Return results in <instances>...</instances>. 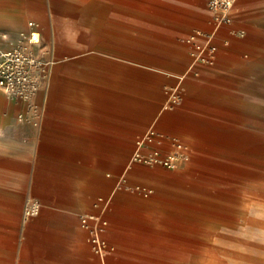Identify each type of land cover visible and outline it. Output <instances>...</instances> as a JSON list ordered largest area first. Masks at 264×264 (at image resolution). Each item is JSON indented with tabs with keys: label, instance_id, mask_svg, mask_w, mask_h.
Wrapping results in <instances>:
<instances>
[{
	"label": "rangeland",
	"instance_id": "374dc122",
	"mask_svg": "<svg viewBox=\"0 0 264 264\" xmlns=\"http://www.w3.org/2000/svg\"><path fill=\"white\" fill-rule=\"evenodd\" d=\"M196 1L0 0V19L21 27L0 28L1 36L40 23L38 51L51 61L49 97L67 84L101 99L105 83L111 104L122 98L128 116L123 155L107 164L79 157L88 194L77 219L44 214L32 198L0 219L10 233L0 236L8 249L0 264H97L79 217L101 210L111 264H264V0H237L235 24L246 34L220 46L210 66H192L190 48L179 41L208 27L205 0L200 13ZM175 87L179 102L163 109ZM39 97L25 105L29 115L15 113L19 125L39 127ZM135 115L148 122L135 123ZM149 129L161 142L144 150L171 154L178 141L191 163H132ZM30 201L39 209L28 216Z\"/></svg>",
	"mask_w": 264,
	"mask_h": 264
},
{
	"label": "crops",
	"instance_id": "0c3cea01",
	"mask_svg": "<svg viewBox=\"0 0 264 264\" xmlns=\"http://www.w3.org/2000/svg\"><path fill=\"white\" fill-rule=\"evenodd\" d=\"M195 7L200 13L202 8L199 0L196 1ZM237 11L236 3L232 27L243 29L246 34L245 27L235 24ZM209 20L210 18L208 27L200 30L209 29ZM31 21L39 25L41 38L40 23ZM0 28L20 30L21 27L16 22L0 19ZM243 37L229 36L227 29H224L217 38L218 50L220 46H225L222 42L224 39L228 40L229 45L233 38ZM0 48H8L1 34ZM105 75H108L106 80L109 83L110 73ZM50 77L49 69L48 79L41 88L43 91L39 97L42 118L37 128L19 125L15 120L17 111L23 110L29 115V108L15 106L8 100H0V219L11 216L30 198L42 204L44 214H54L55 217L70 221L77 219L78 211L84 206L82 201L88 194L86 188L88 175L84 177V174L80 176L78 173L79 157L101 156L107 164L111 156L124 154L122 144L125 145L123 141L127 135L128 116L122 98H119L118 105H112L110 86L105 83L101 99H94L90 93L81 95L79 90L73 87L75 85L68 88L67 84L56 86L55 98H52L48 96ZM139 115H135L133 119L135 123L148 122L145 117ZM112 125L116 131L113 138ZM111 139L117 140V146L111 145ZM137 151L149 153L142 148H138ZM192 158L189 152L186 161L188 165ZM91 207L88 211L92 210ZM9 234L7 228H0V236ZM6 245L0 244V252L8 250Z\"/></svg>",
	"mask_w": 264,
	"mask_h": 264
},
{
	"label": "built area",
	"instance_id": "2783aa9c",
	"mask_svg": "<svg viewBox=\"0 0 264 264\" xmlns=\"http://www.w3.org/2000/svg\"><path fill=\"white\" fill-rule=\"evenodd\" d=\"M237 0H206V8L210 14L207 30H198L186 37L179 39L180 43L190 48L192 66L195 64L213 65L217 59V38L227 29V34L234 37H243V29H235L233 25V13ZM2 38L7 42L8 48H0V89L11 98L30 99L44 85L49 76L50 59L40 54V30L39 25L29 21L27 29L16 37ZM223 44L228 45L224 39ZM196 74V72H194ZM178 88L169 90L165 101V108L173 107L179 102ZM35 125L40 122L42 113L36 112ZM20 118V117H19ZM160 134L153 129L146 131L137 141L136 147L144 148L149 142L160 144ZM175 150L171 154L163 155L158 148H154L147 156L140 153L134 161H143L147 164H161L167 168H174L179 162L187 161L189 150L181 142H173ZM136 149V150H137ZM39 204L30 201L25 209L28 216L38 212ZM80 224L85 231V240L90 247L97 264H110L108 255L112 246L103 237L106 221L103 211L97 214H86L79 217Z\"/></svg>",
	"mask_w": 264,
	"mask_h": 264
},
{
	"label": "bare ground",
	"instance_id": "6f19581e",
	"mask_svg": "<svg viewBox=\"0 0 264 264\" xmlns=\"http://www.w3.org/2000/svg\"><path fill=\"white\" fill-rule=\"evenodd\" d=\"M181 81H182V79H181ZM40 91V90H39ZM39 91H37L36 93H35V95L34 96H32L30 99H25V98H11V97H8L1 89H0V92L5 96V98L9 101V102H11V103H13V104H15V106H24L25 107V105H27L28 103H29V101L30 100H37V98L41 95V94H38L39 93ZM165 107L166 106H164V109H165ZM146 151H148V150H146ZM149 152V151H148ZM140 151H136L134 154H133V156H132V159H131V162L133 163V160H134V158L137 156V155H140Z\"/></svg>",
	"mask_w": 264,
	"mask_h": 264
}]
</instances>
